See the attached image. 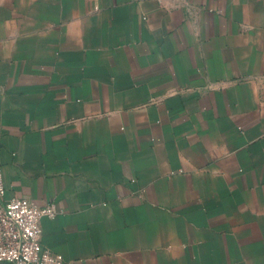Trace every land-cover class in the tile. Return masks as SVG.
I'll list each match as a JSON object with an SVG mask.
<instances>
[{
  "label": "crops",
  "instance_id": "obj_1",
  "mask_svg": "<svg viewBox=\"0 0 264 264\" xmlns=\"http://www.w3.org/2000/svg\"><path fill=\"white\" fill-rule=\"evenodd\" d=\"M0 160L63 264H264V0H0Z\"/></svg>",
  "mask_w": 264,
  "mask_h": 264
},
{
  "label": "built area",
  "instance_id": "obj_2",
  "mask_svg": "<svg viewBox=\"0 0 264 264\" xmlns=\"http://www.w3.org/2000/svg\"><path fill=\"white\" fill-rule=\"evenodd\" d=\"M0 160V261L8 264H63L61 253L42 241V219L59 213L57 203L39 204L31 198L6 196Z\"/></svg>",
  "mask_w": 264,
  "mask_h": 264
}]
</instances>
